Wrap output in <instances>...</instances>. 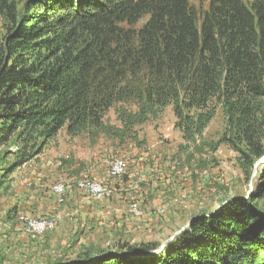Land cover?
Masks as SVG:
<instances>
[{"label":"trees","instance_id":"trees-1","mask_svg":"<svg viewBox=\"0 0 264 264\" xmlns=\"http://www.w3.org/2000/svg\"><path fill=\"white\" fill-rule=\"evenodd\" d=\"M116 105L118 129L104 124ZM168 106L191 143L219 107L220 142L250 179L264 158V0H209L206 9L189 0H0V147L11 157L0 188L62 130L134 140ZM253 179L247 196L192 219L157 252L153 243L113 252L91 243L68 263L45 264H264V161Z\"/></svg>","mask_w":264,"mask_h":264},{"label":"rangeland","instance_id":"rangeland-1","mask_svg":"<svg viewBox=\"0 0 264 264\" xmlns=\"http://www.w3.org/2000/svg\"><path fill=\"white\" fill-rule=\"evenodd\" d=\"M249 1L242 0L244 4ZM208 2L189 0L201 9ZM147 19L145 16L135 28ZM117 107L105 114L107 127L120 128ZM174 124L168 106L156 120L138 125L134 140L118 139L107 131L74 137L65 130L59 132L40 154L4 178L0 264H45L54 258L68 263L77 250L91 243L109 252L124 243L136 247L153 243L158 251L192 219L208 217L232 197L250 193L262 159L256 161L250 179H245L238 154L220 142L225 124L219 107L202 136L192 143L182 139ZM5 148L0 147V178L11 160H4ZM7 148L15 147L10 144ZM112 159L125 163V173L116 178L108 175ZM84 174L94 181L105 179L109 196L95 199L79 190L77 181ZM55 184L64 185L62 195L52 191ZM131 206L139 210V216L129 212ZM19 216L51 218L55 224L36 235Z\"/></svg>","mask_w":264,"mask_h":264},{"label":"bare ground","instance_id":"bare-ground-1","mask_svg":"<svg viewBox=\"0 0 264 264\" xmlns=\"http://www.w3.org/2000/svg\"><path fill=\"white\" fill-rule=\"evenodd\" d=\"M110 163L111 164L109 166L108 174L113 178L121 176V174L124 172L125 163L121 159L120 160L114 159ZM76 186L79 190L87 192L89 195H91L95 199H103V198L109 196V193H111L110 187L107 184V182H105V180L94 181V179L92 180L86 174L83 175V178H81L77 181ZM52 188H53L52 191L57 195H62L65 191L63 184H55ZM129 212L133 216H139L140 215L139 210H137L133 206H131L129 208ZM18 220L23 223L25 228H27L30 233L36 234V235L42 234V233L48 231L49 229H52L54 224H55L54 220H52L51 218H49V219H41V218L38 219L35 217H31V216L30 217L19 216Z\"/></svg>","mask_w":264,"mask_h":264},{"label":"water","instance_id":"water-1","mask_svg":"<svg viewBox=\"0 0 264 264\" xmlns=\"http://www.w3.org/2000/svg\"><path fill=\"white\" fill-rule=\"evenodd\" d=\"M264 161V158H262V162ZM217 211V210H216ZM162 248V247H161ZM159 251V250H158ZM154 252H157L156 250H154V251H152V252H150L149 254H151V253H154ZM125 255H128V256H136V257H142V254L141 255H131V254H129V253H124Z\"/></svg>","mask_w":264,"mask_h":264},{"label":"crops","instance_id":"crops-1","mask_svg":"<svg viewBox=\"0 0 264 264\" xmlns=\"http://www.w3.org/2000/svg\"><path fill=\"white\" fill-rule=\"evenodd\" d=\"M109 175V174H108ZM110 176V175H109ZM111 177V176H110Z\"/></svg>","mask_w":264,"mask_h":264},{"label":"built area","instance_id":"built-area-1","mask_svg":"<svg viewBox=\"0 0 264 264\" xmlns=\"http://www.w3.org/2000/svg\"><path fill=\"white\" fill-rule=\"evenodd\" d=\"M28 222V221H27Z\"/></svg>","mask_w":264,"mask_h":264}]
</instances>
